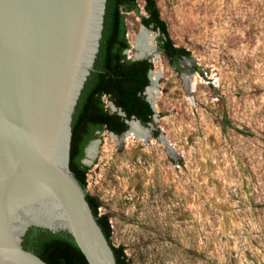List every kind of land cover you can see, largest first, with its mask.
<instances>
[{
	"label": "rangeland",
	"instance_id": "obj_1",
	"mask_svg": "<svg viewBox=\"0 0 264 264\" xmlns=\"http://www.w3.org/2000/svg\"><path fill=\"white\" fill-rule=\"evenodd\" d=\"M156 3L190 57L173 69L142 4L126 14L127 59L142 56L143 34L160 57H148L156 81L144 92L154 116L145 141L98 134L85 193L128 264H264V0Z\"/></svg>",
	"mask_w": 264,
	"mask_h": 264
},
{
	"label": "water",
	"instance_id": "obj_2",
	"mask_svg": "<svg viewBox=\"0 0 264 264\" xmlns=\"http://www.w3.org/2000/svg\"><path fill=\"white\" fill-rule=\"evenodd\" d=\"M106 2L0 0V264H47L22 246L31 228L68 234L87 264H116L69 167L73 116L94 70ZM125 123L123 136L131 124L145 130L134 117Z\"/></svg>",
	"mask_w": 264,
	"mask_h": 264
},
{
	"label": "trees",
	"instance_id": "obj_3",
	"mask_svg": "<svg viewBox=\"0 0 264 264\" xmlns=\"http://www.w3.org/2000/svg\"><path fill=\"white\" fill-rule=\"evenodd\" d=\"M140 3L144 16L140 15ZM128 13L140 15L142 25L158 34L156 41L160 53L173 69L179 70L181 61L190 57L189 52L175 47L169 38L156 0H107L102 38L94 70L85 83L72 122L69 167L84 190L89 168L82 161L89 143L103 131L121 136L128 128L125 121L131 117L146 127L154 116V111L144 97V92L150 84L148 75L153 70L152 62L149 59L132 61L127 59L125 54L130 49L125 24V16ZM104 99L116 109H120L126 118H122L116 112L109 113ZM222 127H232L226 117L222 121ZM86 200L112 247L116 264H128L123 248L111 245V226L106 215H99V202L87 194ZM22 246L47 264H87L73 239L63 232L52 233L31 228L23 238Z\"/></svg>",
	"mask_w": 264,
	"mask_h": 264
},
{
	"label": "bare ground",
	"instance_id": "obj_4",
	"mask_svg": "<svg viewBox=\"0 0 264 264\" xmlns=\"http://www.w3.org/2000/svg\"><path fill=\"white\" fill-rule=\"evenodd\" d=\"M147 35H142L138 37V40H137V43L138 42H142V46L140 47V53L142 56L140 57H150V55H154L156 60H155V63H159L160 62V57H159V54H158V51H157V48H156V45L154 43V40L152 37H149ZM155 37V35H154ZM153 72L152 74L150 75V82L151 83H155L156 81V78H153ZM190 81V80H189ZM192 87H193V84H191ZM151 96V95H150ZM153 96V95H152ZM150 100V99H149ZM151 103V102H150ZM153 107V106H152ZM147 133L145 132V130L143 129H139L138 127H136V125L134 124H131V127H130V130H129V133L127 135L124 136L125 139L128 140V138H131V137H137V138H140L142 140H146L147 138ZM114 137V136H113ZM126 141V140H125ZM97 146H98V143L96 142H93L90 147L87 149L86 151V159L87 161H92L94 158H95V155H96V151H97ZM86 162V161H85ZM88 164V163H87Z\"/></svg>",
	"mask_w": 264,
	"mask_h": 264
},
{
	"label": "flooded vegetation",
	"instance_id": "obj_5",
	"mask_svg": "<svg viewBox=\"0 0 264 264\" xmlns=\"http://www.w3.org/2000/svg\"><path fill=\"white\" fill-rule=\"evenodd\" d=\"M147 126H149V124Z\"/></svg>",
	"mask_w": 264,
	"mask_h": 264
}]
</instances>
